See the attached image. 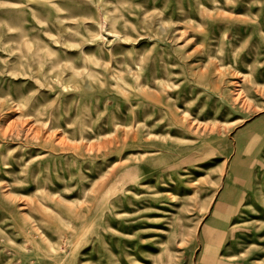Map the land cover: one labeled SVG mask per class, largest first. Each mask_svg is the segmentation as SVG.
<instances>
[{"label":"rangeland","instance_id":"rangeland-1","mask_svg":"<svg viewBox=\"0 0 264 264\" xmlns=\"http://www.w3.org/2000/svg\"><path fill=\"white\" fill-rule=\"evenodd\" d=\"M0 264H264V0H0Z\"/></svg>","mask_w":264,"mask_h":264}]
</instances>
